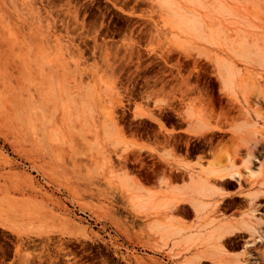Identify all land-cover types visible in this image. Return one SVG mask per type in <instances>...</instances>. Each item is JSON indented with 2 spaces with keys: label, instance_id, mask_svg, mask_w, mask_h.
<instances>
[{
  "label": "rangeland",
  "instance_id": "374dc122",
  "mask_svg": "<svg viewBox=\"0 0 264 264\" xmlns=\"http://www.w3.org/2000/svg\"><path fill=\"white\" fill-rule=\"evenodd\" d=\"M169 2L0 0V264H168L126 245L144 164L127 134L155 133L131 117L159 98L232 106L219 63L264 94V0Z\"/></svg>",
  "mask_w": 264,
  "mask_h": 264
},
{
  "label": "crops",
  "instance_id": "0c3cea01",
  "mask_svg": "<svg viewBox=\"0 0 264 264\" xmlns=\"http://www.w3.org/2000/svg\"><path fill=\"white\" fill-rule=\"evenodd\" d=\"M234 69L225 91L232 106L192 95L173 108L159 98L131 117L155 131H128L126 139L130 162L138 153L144 159L141 177L127 175L122 214L132 238L126 245L142 248L145 258L168 264L264 261V242L257 240L264 230V100L258 102L242 81L240 66Z\"/></svg>",
  "mask_w": 264,
  "mask_h": 264
},
{
  "label": "bare ground",
  "instance_id": "6f19581e",
  "mask_svg": "<svg viewBox=\"0 0 264 264\" xmlns=\"http://www.w3.org/2000/svg\"><path fill=\"white\" fill-rule=\"evenodd\" d=\"M162 3L164 4V5H166V6H168V7H171V2H169V0H162ZM217 5H218V3H217ZM219 6H221V5H219ZM216 8L218 9V6H216ZM220 10V9H219ZM173 11H175V10H173ZM185 25H186V27L188 28V29H190V30H194L195 29V27H196V25H197V23H196V21L195 20H191L190 22H186L185 23ZM238 41V40H237ZM237 51H238V53L240 52L241 54H245L246 53V55H248L249 54V51H248V46H247V43L245 42V40L244 39H240L239 40V43L237 44ZM258 55H259V60H260V62H261V64L264 66V52H259L258 53ZM218 66V68L220 69L219 71H220V75H221V77H222V82H223V85H224V87H225V89H227V93H228V90L230 89V87H231V83H232V79H233V77H234V74H233V70H232V67H231V65H221L220 63H219V65H217ZM223 69V70H222ZM254 95V94H253ZM252 97V96H251ZM258 98H259V100H258V102H260L261 103V99L262 100H264V94H263V92L262 91H259V93H258ZM256 104H257V101L255 102ZM262 103H263V101H262ZM261 103V104H262ZM264 105V104H263ZM258 107H259V104L257 105ZM257 106H255V107H257ZM261 106V105H260ZM257 107V108H258ZM136 117V116H135ZM128 149V148H127ZM233 176V175H232ZM125 181V180H124ZM123 181V182H124ZM125 186V182L123 183V187ZM125 188H126V186H125ZM257 226L259 227V225L257 224ZM252 231V230H251ZM259 231V230H258ZM256 233V232H255ZM255 233H253V234H255ZM257 236H258V242H264V230H261V231H259L258 232V234H257ZM255 239V238H254ZM255 242V241H254ZM261 264V263H260Z\"/></svg>",
  "mask_w": 264,
  "mask_h": 264
}]
</instances>
